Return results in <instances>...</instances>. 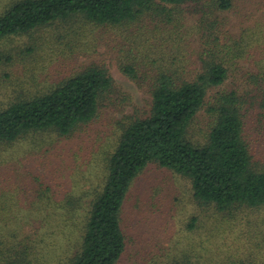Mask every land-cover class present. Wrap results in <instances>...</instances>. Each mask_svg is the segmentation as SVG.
Wrapping results in <instances>:
<instances>
[{
    "label": "rangeland",
    "instance_id": "374dc122",
    "mask_svg": "<svg viewBox=\"0 0 264 264\" xmlns=\"http://www.w3.org/2000/svg\"><path fill=\"white\" fill-rule=\"evenodd\" d=\"M21 1L0 0V15ZM166 8L168 15L118 26L69 16L0 42V111L51 91L89 66L104 69L114 83L97 117L69 137L42 132L0 145V206L8 204V214L21 219L13 249H0V264L22 249L33 252L34 264H55L50 256L56 254L58 230L51 231L44 217L56 205L47 203L65 204L79 197L83 213L93 192L101 190L106 152L114 151L123 127L149 115L152 96L145 75L171 57L174 44L168 51L161 45L170 34L163 30L172 22L180 35V58L194 65L200 36L212 28L200 21L205 22L202 9L194 4ZM213 14L210 22L219 40L216 59L228 66L230 76L209 98L234 89L247 95L245 139L253 165L264 170V90L252 79L264 72V0H232L230 10ZM124 65H135L138 78L125 74ZM211 116L206 108L197 115L189 133L192 140L206 139ZM121 227L126 247L117 264H264V210L242 206L221 212L200 204L188 178L156 163L133 180L122 205ZM4 232L8 236V226L0 224V235Z\"/></svg>",
    "mask_w": 264,
    "mask_h": 264
},
{
    "label": "trees",
    "instance_id": "16d2710c",
    "mask_svg": "<svg viewBox=\"0 0 264 264\" xmlns=\"http://www.w3.org/2000/svg\"><path fill=\"white\" fill-rule=\"evenodd\" d=\"M187 4L202 9L205 22L200 21L212 28L211 33L200 36L198 58L189 66L190 60L179 56L182 45L176 40L180 35L174 33L177 25L172 22L164 28L170 34L162 38L165 42L161 48L168 51L169 45H174L165 64L145 75L152 96L149 115L123 127L114 151L106 152L107 175L101 190L93 192L83 213L79 197L69 198L65 204L51 199L47 203L56 209L44 217L46 225L51 231L58 230L54 232L56 254L50 256V263L117 264L126 247L121 227L124 199L133 180L151 163L188 178L193 197L200 204L214 205L221 212L242 206L264 210V170L253 165L245 139V117L250 107L247 95L234 89L218 91L209 98V93L230 76L228 66L216 59L219 40L210 19L214 12L230 10L232 0H23L0 15V42L69 16H81L99 26H118L149 15H168L166 6ZM135 65L123 67L134 80L138 78ZM252 79L264 90V72ZM113 85L104 69L89 66L51 91L11 103L0 111V145H12L42 132L69 137L97 117ZM205 108L213 116L210 129L203 142L194 141L189 133ZM0 208V224L8 226V236L5 232L0 235V249L8 245L12 250L13 240L21 233V219L8 214V204ZM35 259L33 252L14 250L2 264H34Z\"/></svg>",
    "mask_w": 264,
    "mask_h": 264
}]
</instances>
